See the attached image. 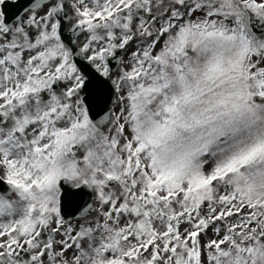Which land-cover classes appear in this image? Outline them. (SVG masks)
Returning <instances> with one entry per match:
<instances>
[{
  "label": "snow or ice",
  "instance_id": "1",
  "mask_svg": "<svg viewBox=\"0 0 264 264\" xmlns=\"http://www.w3.org/2000/svg\"><path fill=\"white\" fill-rule=\"evenodd\" d=\"M0 264H264V0H0Z\"/></svg>",
  "mask_w": 264,
  "mask_h": 264
}]
</instances>
